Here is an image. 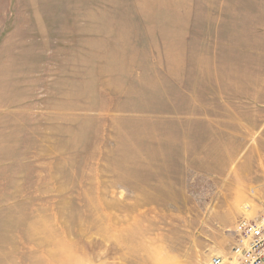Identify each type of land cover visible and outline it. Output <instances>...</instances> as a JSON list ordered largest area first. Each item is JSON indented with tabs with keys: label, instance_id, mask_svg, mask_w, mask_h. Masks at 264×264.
I'll use <instances>...</instances> for the list:
<instances>
[{
	"label": "rangeland",
	"instance_id": "obj_1",
	"mask_svg": "<svg viewBox=\"0 0 264 264\" xmlns=\"http://www.w3.org/2000/svg\"><path fill=\"white\" fill-rule=\"evenodd\" d=\"M261 138L264 0H0V264L226 257Z\"/></svg>",
	"mask_w": 264,
	"mask_h": 264
},
{
	"label": "crops",
	"instance_id": "obj_2",
	"mask_svg": "<svg viewBox=\"0 0 264 264\" xmlns=\"http://www.w3.org/2000/svg\"><path fill=\"white\" fill-rule=\"evenodd\" d=\"M258 142L256 150L245 152L241 148L240 154L243 158L236 168L230 169L227 162L222 172L216 173L214 178H209V181H215V190H220L224 194L221 198H215V205L220 201V206L225 207L221 212H215V221L225 228L232 227L229 230L234 229L243 218L255 220L264 215V138ZM237 158L238 156L232 157L233 165L236 164ZM217 183L222 185L221 189ZM212 204L210 201V206ZM245 206L250 214L245 211ZM234 243L233 240L230 249Z\"/></svg>",
	"mask_w": 264,
	"mask_h": 264
},
{
	"label": "built area",
	"instance_id": "obj_3",
	"mask_svg": "<svg viewBox=\"0 0 264 264\" xmlns=\"http://www.w3.org/2000/svg\"><path fill=\"white\" fill-rule=\"evenodd\" d=\"M233 232L237 242L229 254L213 256L209 264H264V215L240 221Z\"/></svg>",
	"mask_w": 264,
	"mask_h": 264
},
{
	"label": "bare ground",
	"instance_id": "obj_4",
	"mask_svg": "<svg viewBox=\"0 0 264 264\" xmlns=\"http://www.w3.org/2000/svg\"><path fill=\"white\" fill-rule=\"evenodd\" d=\"M244 220H246V219H244ZM240 221H242V220H240ZM240 221H239V222H240ZM247 221H248V220H247ZM239 222H238V223H239ZM238 223L236 224V227H237Z\"/></svg>",
	"mask_w": 264,
	"mask_h": 264
}]
</instances>
